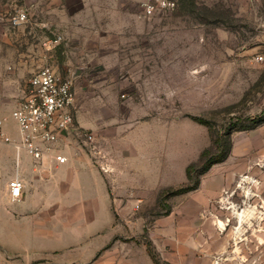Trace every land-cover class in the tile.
<instances>
[{
	"label": "rangeland",
	"instance_id": "obj_1",
	"mask_svg": "<svg viewBox=\"0 0 264 264\" xmlns=\"http://www.w3.org/2000/svg\"><path fill=\"white\" fill-rule=\"evenodd\" d=\"M142 1L0 0V119L10 132L0 131V147L18 136L11 112L29 78L54 66L74 76L65 149L87 154L113 192L110 245L119 240L129 255L151 240L160 264L171 262L159 250L173 261L186 250L189 264H264V121L253 120L264 110V59H255L264 58V0H176L151 16ZM20 9L29 20L15 26ZM217 138L232 148L200 186L158 200ZM0 165L3 193L10 174ZM120 199L127 204L117 207ZM84 228L60 227L70 240L61 253L71 248L75 264L86 263Z\"/></svg>",
	"mask_w": 264,
	"mask_h": 264
},
{
	"label": "crops",
	"instance_id": "obj_2",
	"mask_svg": "<svg viewBox=\"0 0 264 264\" xmlns=\"http://www.w3.org/2000/svg\"><path fill=\"white\" fill-rule=\"evenodd\" d=\"M7 130L1 128L4 135L10 136ZM12 135L17 142L19 134L17 137ZM71 138L70 132L58 143L68 157L66 163H58L49 157L36 161L25 152L18 155L14 145L8 149L0 147L9 151L8 156L0 153V164H8L6 172L10 174L6 191L0 193V264H7L3 259L9 255L20 257V264H31L35 259L46 257L49 264H75L77 260L71 248L68 254L61 253L70 247L67 246L70 240L61 236V226L85 227L76 229L81 236L77 240L86 242L85 264H155L147 246L140 250L132 248L128 255L122 250L119 240L110 245L113 235L105 231L114 224L110 216L113 192L110 193L104 176L95 169L87 154L65 149ZM13 161L16 169L15 175L11 176ZM15 176L24 181L19 200H13L10 194L9 182ZM122 192L125 191L117 190L118 194ZM123 204L127 202L120 199L117 207ZM96 233L100 237H93ZM159 252L160 257L170 260L171 264H189L187 259L191 253L186 250L179 251V261L171 260L163 251ZM89 256L94 258L88 260Z\"/></svg>",
	"mask_w": 264,
	"mask_h": 264
},
{
	"label": "built area",
	"instance_id": "obj_3",
	"mask_svg": "<svg viewBox=\"0 0 264 264\" xmlns=\"http://www.w3.org/2000/svg\"><path fill=\"white\" fill-rule=\"evenodd\" d=\"M141 6L144 14L151 16L158 10H174L177 1L143 0ZM29 16L27 9H20L10 17V21L18 26L26 23ZM255 59L262 61L264 58L258 55ZM74 86V76L64 75L51 65L43 66L31 75L22 99L11 112L19 134V140L14 142L18 155L25 152L36 161L46 157L58 163L68 161L58 143L74 129ZM2 124L0 119V131ZM88 137L94 139L92 134ZM6 140L9 141V138L6 137ZM9 186L12 199L19 200L24 188L23 179L15 176Z\"/></svg>",
	"mask_w": 264,
	"mask_h": 264
},
{
	"label": "trees",
	"instance_id": "obj_4",
	"mask_svg": "<svg viewBox=\"0 0 264 264\" xmlns=\"http://www.w3.org/2000/svg\"><path fill=\"white\" fill-rule=\"evenodd\" d=\"M195 120L202 124L205 123V121L201 118L196 117ZM253 120L256 123H260L264 121V110L260 114L255 116ZM231 148H232L231 140L228 141L227 145H224V143L219 138H217L215 140L214 148H210V147L205 148L201 152L199 156V160L195 162H191L186 167L187 181L178 187L175 188L169 187L168 189H163L159 193L158 200H161L163 198V196L165 195V190H169L173 195H179L197 189L200 186L202 175H204L214 164L223 161L228 156ZM170 212H171V206L168 207L167 214H169ZM147 248L154 263L160 264V259L158 258L157 252L154 249L151 240H148Z\"/></svg>",
	"mask_w": 264,
	"mask_h": 264
},
{
	"label": "water",
	"instance_id": "obj_5",
	"mask_svg": "<svg viewBox=\"0 0 264 264\" xmlns=\"http://www.w3.org/2000/svg\"><path fill=\"white\" fill-rule=\"evenodd\" d=\"M62 134L64 135V134H65V132H64V131H62Z\"/></svg>",
	"mask_w": 264,
	"mask_h": 264
}]
</instances>
